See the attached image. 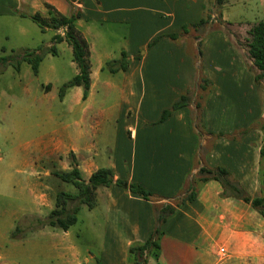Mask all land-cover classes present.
I'll return each mask as SVG.
<instances>
[{
  "label": "crops",
  "instance_id": "obj_1",
  "mask_svg": "<svg viewBox=\"0 0 264 264\" xmlns=\"http://www.w3.org/2000/svg\"><path fill=\"white\" fill-rule=\"evenodd\" d=\"M42 1L64 15L81 11L77 26L90 51V88L87 98L77 104L82 114L95 89L119 95L112 155L105 158L96 153L81 128L66 142L53 140L46 148L63 156L58 163L62 169L76 166L85 180L98 168L110 167L115 179L138 183L153 193L146 200L115 183L97 188L96 204L98 199L103 202L98 249L103 264H128L130 244L144 242L152 232L153 206L172 204L183 195L204 164L225 167L252 197L261 195L263 133L251 129L239 139L206 132L200 136L193 120L196 100L205 94L199 88L200 76L211 81L204 100L206 131L232 135L264 119V86L255 82L252 59L221 28L196 38L190 36L192 30L175 40L166 36L179 32L185 23L198 22L207 15L208 2L212 7L216 0H0V11L43 13ZM105 22L128 26L124 47L117 57L112 56L117 52L105 51L94 65L89 35H98L88 26ZM92 38L99 42L98 37ZM122 50L127 54L126 70L106 71V62L118 59ZM73 88L78 96L80 86L68 88L65 94ZM184 93L190 97L189 105L159 122L162 111ZM209 142L211 148L202 153L201 146ZM64 152L70 153V164ZM159 245L158 259L148 257L147 264H264V218L242 200L223 196L220 183L209 180L194 200L185 201L161 225Z\"/></svg>",
  "mask_w": 264,
  "mask_h": 264
},
{
  "label": "rangeland",
  "instance_id": "obj_2",
  "mask_svg": "<svg viewBox=\"0 0 264 264\" xmlns=\"http://www.w3.org/2000/svg\"><path fill=\"white\" fill-rule=\"evenodd\" d=\"M42 3L44 12L40 13L45 16L47 9ZM221 4L215 2L211 7L208 2V24L203 30H192L190 36L202 37L209 30L221 28L246 49L248 29L264 20V0H228ZM6 11H0V264H96L101 258V199L92 209L69 201L68 209L79 206L80 210L77 221L66 232L40 223L46 222L53 209L56 192L76 191L72 184L54 175V171L65 170L58 164L63 156L51 154L53 150L46 146L57 139L66 142L81 128L96 153L105 158L112 155L117 141L119 95H104L101 88L95 89L83 114L82 106L77 105L81 89L78 96L73 88L59 98L61 85L77 71L70 46L53 40L55 34L63 35L64 29L41 30L29 17L20 15L23 11ZM88 27L98 35H89L94 65L105 51L119 56L127 25L105 22ZM92 37H98L99 42L95 44ZM52 45L56 54L49 52ZM29 51L42 59L37 74L24 60ZM108 67L105 65L106 71ZM261 81L264 84V79ZM64 155L70 164V153Z\"/></svg>",
  "mask_w": 264,
  "mask_h": 264
},
{
  "label": "trees",
  "instance_id": "obj_3",
  "mask_svg": "<svg viewBox=\"0 0 264 264\" xmlns=\"http://www.w3.org/2000/svg\"><path fill=\"white\" fill-rule=\"evenodd\" d=\"M223 0H216L219 4ZM47 9V13L43 16L40 12L33 14L20 13L21 16L29 17L35 22L41 30L45 28L59 29L63 28V35L55 34L53 40L55 43L65 41L71 48L72 61L75 63L78 72L72 76L70 80L63 83L59 89V98H62L65 91L73 86H80L82 88L81 99L85 100L88 96L90 88V51L88 41L82 34L81 30L77 26V20L82 17L80 10H75L69 15L60 13L54 6L44 3ZM208 15L202 17L198 22L185 23L181 26L179 32L169 33L166 36L172 40L177 39L182 34L188 33L190 30H201L209 22ZM154 39L152 42H154ZM151 45V44H150ZM149 45V46H150ZM198 54L201 55V41L198 42ZM246 49L248 56L252 59L253 66L259 72L255 73L254 79L257 85L262 84L261 80L264 79V20H259L252 24L248 29V39L246 43ZM49 52L56 54V47L52 45ZM24 60L27 61L34 74L38 72V65L42 60L39 55H34V52H26ZM128 64L127 54L125 51H121L118 59H112L106 62V66L112 71L126 70ZM117 66L115 69L114 66ZM253 68V69H254ZM211 81L204 76H200L199 88L200 91L205 94L198 96L196 100V113L193 120L195 121V128L198 129V134L201 136L204 132L210 134L213 137L228 136L232 139H239L241 136L251 129H258L264 136V119H257L252 125L246 128L235 131L232 135H225L224 133H212L205 129L204 122V100L206 93L209 90ZM49 88V84L46 85ZM190 97L187 93L181 94L179 98L174 101L170 107L164 109L161 113L159 122L164 121L174 110L189 105ZM212 143H208L206 146H201L200 151L206 153L211 148ZM264 140L259 149V181L261 195L252 197L240 183L232 178L230 172L222 166H209L202 165L195 177H192L188 182L185 189V193L180 197H176L173 203H164L161 206H153V229L147 240L144 242H133L128 247L127 262L128 264H147L148 257L158 259L159 255V238L161 234V225L167 220L168 217L173 215L176 210L185 202L192 201L196 198L198 189L200 186L208 182L209 180H215L222 186L223 196H234L243 202L249 204L255 209L260 216L264 218ZM54 175L61 181L70 183L76 189L75 192L58 191L54 198V207L48 213L46 222L41 224L58 228L63 231H67L71 225L77 221V213L80 210L79 206L73 207L72 210L67 208L69 201H78L79 204H84L88 208H93L96 204V190L98 187H108L112 183H115L131 193H134L143 199L151 200L152 192L145 189L141 185L135 182H127L125 179L114 178V173L110 167H100L95 170L87 180H85L81 172L76 166H73L69 170L54 171ZM44 225V226H45ZM96 264H103L99 259H96Z\"/></svg>",
  "mask_w": 264,
  "mask_h": 264
},
{
  "label": "built area",
  "instance_id": "obj_4",
  "mask_svg": "<svg viewBox=\"0 0 264 264\" xmlns=\"http://www.w3.org/2000/svg\"><path fill=\"white\" fill-rule=\"evenodd\" d=\"M224 253H225V248L222 246L219 247V255L222 256V255H224Z\"/></svg>",
  "mask_w": 264,
  "mask_h": 264
}]
</instances>
